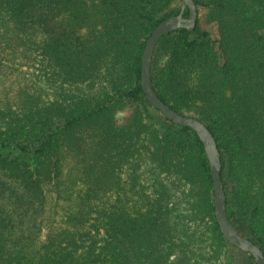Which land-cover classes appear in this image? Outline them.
Returning a JSON list of instances; mask_svg holds the SVG:
<instances>
[{
	"label": "trees",
	"instance_id": "16d2710c",
	"mask_svg": "<svg viewBox=\"0 0 264 264\" xmlns=\"http://www.w3.org/2000/svg\"><path fill=\"white\" fill-rule=\"evenodd\" d=\"M194 1L152 84L210 128L227 214L264 251V0ZM181 4L0 0V264H256L219 227L203 141L142 87Z\"/></svg>",
	"mask_w": 264,
	"mask_h": 264
},
{
	"label": "water",
	"instance_id": "95a60500",
	"mask_svg": "<svg viewBox=\"0 0 264 264\" xmlns=\"http://www.w3.org/2000/svg\"><path fill=\"white\" fill-rule=\"evenodd\" d=\"M186 8L189 15L185 16ZM198 20V7L194 0H182L181 10L177 15L164 18L147 39L142 58V87L147 99L159 111L180 126L193 128L203 141L210 163L211 175L214 182L215 216L223 235L233 244L254 257L256 264H264V251L252 239L239 232L227 214V198L222 181V159L217 140L210 128L199 118L183 114L164 102L155 91L152 84V58L154 50L161 37L179 28L193 30Z\"/></svg>",
	"mask_w": 264,
	"mask_h": 264
}]
</instances>
